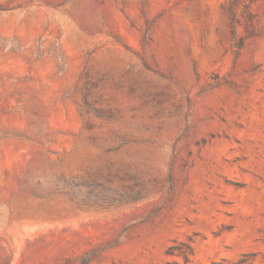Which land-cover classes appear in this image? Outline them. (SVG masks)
Here are the masks:
<instances>
[{"label":"rangeland","instance_id":"rangeland-1","mask_svg":"<svg viewBox=\"0 0 264 264\" xmlns=\"http://www.w3.org/2000/svg\"><path fill=\"white\" fill-rule=\"evenodd\" d=\"M0 264H264V0H0Z\"/></svg>","mask_w":264,"mask_h":264}]
</instances>
